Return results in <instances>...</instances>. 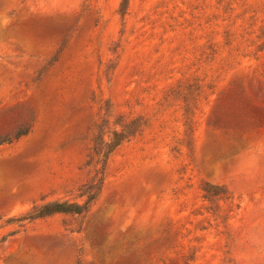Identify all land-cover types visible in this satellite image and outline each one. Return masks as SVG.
<instances>
[{
    "label": "rangeland",
    "instance_id": "374dc122",
    "mask_svg": "<svg viewBox=\"0 0 264 264\" xmlns=\"http://www.w3.org/2000/svg\"><path fill=\"white\" fill-rule=\"evenodd\" d=\"M0 142V264H264V0H0Z\"/></svg>",
    "mask_w": 264,
    "mask_h": 264
},
{
    "label": "trees",
    "instance_id": "16d2710c",
    "mask_svg": "<svg viewBox=\"0 0 264 264\" xmlns=\"http://www.w3.org/2000/svg\"><path fill=\"white\" fill-rule=\"evenodd\" d=\"M130 0H123V5L128 6ZM26 132L17 133L14 138H19L21 135H24ZM6 141V140H1ZM1 143V142H0ZM88 204V203H87ZM86 205H73L67 204L65 202H48L39 206H35L33 212L23 216L24 218L36 219L44 216L54 214L56 212H74L82 213L84 209H87Z\"/></svg>",
    "mask_w": 264,
    "mask_h": 264
}]
</instances>
